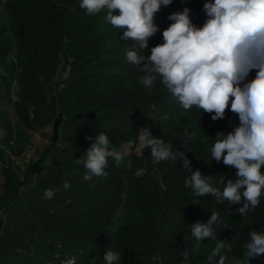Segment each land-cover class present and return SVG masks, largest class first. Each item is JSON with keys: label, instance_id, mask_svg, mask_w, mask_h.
<instances>
[{"label": "trees", "instance_id": "16d2710c", "mask_svg": "<svg viewBox=\"0 0 264 264\" xmlns=\"http://www.w3.org/2000/svg\"><path fill=\"white\" fill-rule=\"evenodd\" d=\"M205 2L162 5L154 17L158 31L143 54L164 43L162 32L173 23L168 17L185 7L192 23L202 27ZM1 7L0 101L12 106L19 124L0 108L2 140L14 139L11 150L20 157L29 143L27 131L57 121L58 136L24 171L8 165L0 169V264H105L107 250L121 253L120 264H181L184 248L194 243L188 225L207 222L212 211L221 219L217 239L204 240L192 264H208L221 239L231 247L229 259L264 264V255L249 262L244 256L250 231H264V190L259 205L242 216V203L195 197L185 187L191 173L182 162L154 164L150 149L131 152L128 164L120 166L109 159L107 175L90 181H84L86 169L79 163L100 132L111 147L130 144L133 151L146 127L173 152H184L191 169L211 175L222 191L228 179L235 180L236 170L211 160V148L218 132L226 135L239 124L237 115L226 109L224 119L213 121L196 106L185 110L159 80L151 91L145 89L138 79L143 73L126 62L134 41L121 39L123 31L106 22V10L89 15L80 0H0ZM60 61L70 71L58 89L54 77ZM255 75L252 70L247 80ZM13 82L17 88L11 96ZM185 128L197 132L195 142L184 143ZM139 169L145 174L137 177ZM47 189L55 190L52 199H45ZM122 205L124 218L115 226Z\"/></svg>", "mask_w": 264, "mask_h": 264}, {"label": "clouds", "instance_id": "9594fccd", "mask_svg": "<svg viewBox=\"0 0 264 264\" xmlns=\"http://www.w3.org/2000/svg\"><path fill=\"white\" fill-rule=\"evenodd\" d=\"M172 2L80 0V8L89 15L106 10V22L123 31L121 39L134 41L126 51V62L143 73L138 79L145 89L151 91L159 80L185 110L196 106L212 114L213 121L224 119L226 109L238 116L239 124L226 135L218 132L211 148V160L236 170L235 180L228 179L222 191L213 186L211 175L193 171L184 152H173L171 145L153 137L149 128H142L138 142L141 149H150L154 164L181 161V168L191 173L185 177V187L191 188L195 197L212 195L218 203L225 200L232 205L242 203L238 212L245 216L259 205L264 190L261 173L264 167V0H206L203 10L207 20L202 27L192 23L190 10L185 7L168 17L173 23L162 32L164 43L154 46L151 54L145 56L148 40L158 31L155 14L162 5L169 6ZM116 10L119 14H114ZM252 70L256 75L249 81L247 77ZM184 136V143L198 138L197 132L188 128L184 129ZM126 154H130L126 145L117 150L111 147L107 135L100 132L88 148L86 158L79 161L86 169L84 181L106 176L109 159L120 166ZM144 174L145 169L135 172L137 177ZM63 188H70L68 181L63 183ZM54 194V189H47L44 197L52 199ZM220 223L218 212L212 211L207 222L188 225L194 243L184 248L181 264H192L204 240L217 239ZM244 247L248 262L250 258L264 255V231H250ZM226 252H231V247L224 240H217L206 258L208 264H229ZM103 260L105 264H120L121 253L107 250Z\"/></svg>", "mask_w": 264, "mask_h": 264}, {"label": "rangeland", "instance_id": "374dc122", "mask_svg": "<svg viewBox=\"0 0 264 264\" xmlns=\"http://www.w3.org/2000/svg\"><path fill=\"white\" fill-rule=\"evenodd\" d=\"M3 16H4V10H3V7H1V9H0V22L3 21V19H4ZM68 71H70L69 68L66 67L64 69L63 62L60 61V64L58 65V68H57V71H56L55 77H54L55 83L60 84L62 82V80H64L67 77ZM1 73H2V71L0 70V74ZM60 87H61V84L58 86V89ZM16 88H17V84L15 82H13L12 87H11V92H10L11 96L14 95ZM0 93H3L2 87L0 88ZM0 108L5 110L8 115L12 112V106L9 105L6 101H3V100L0 101ZM12 114H13V112L11 113V115ZM54 123H55V121L54 122L50 121L49 124H47L43 128H40V129H37L34 131H31V130L27 131L29 143L25 146L24 154H22V156H20V157H15L14 153L11 150V148L14 146V139H11V141L7 144V143L3 142V140H2L3 136H0V169L2 168V166L8 165V166H12V167L18 166L20 171H24L27 164L30 161L36 160V158L38 157L39 153L43 150V148L48 146V144L50 143V138H52V140H53V125H54ZM14 124L19 125L17 118L14 119ZM57 136H58V124H57L56 138H57ZM56 138H55V140H56ZM55 140H53V141H55ZM124 145L125 144H123V146ZM126 146H127V152L139 153L140 146H137V148L133 151L131 150L130 144H126ZM128 155L129 154H126L124 157L123 163L125 162V164H128V161H129ZM124 213H125V208L122 205V207H120L118 212H117V218L115 220V226H117L119 223H121L123 221ZM235 261H237V259L230 258L229 264H235ZM68 263H70V262H65L64 264H68ZM239 264H243V263L241 261H239Z\"/></svg>", "mask_w": 264, "mask_h": 264}, {"label": "crops", "instance_id": "0c3cea01", "mask_svg": "<svg viewBox=\"0 0 264 264\" xmlns=\"http://www.w3.org/2000/svg\"><path fill=\"white\" fill-rule=\"evenodd\" d=\"M12 112H13V108H12ZM11 112V113H12ZM11 113L8 115V117H9V119L14 123V119L16 118L15 116H14V112H13V114L11 115ZM4 135V132H3V130L0 128V136H3ZM2 181H3V179H2V177H1V175H0V194L2 193Z\"/></svg>", "mask_w": 264, "mask_h": 264}, {"label": "water", "instance_id": "95a60500", "mask_svg": "<svg viewBox=\"0 0 264 264\" xmlns=\"http://www.w3.org/2000/svg\"><path fill=\"white\" fill-rule=\"evenodd\" d=\"M57 124H58V122L55 121V123L53 125V140H55L56 135H57Z\"/></svg>", "mask_w": 264, "mask_h": 264}]
</instances>
